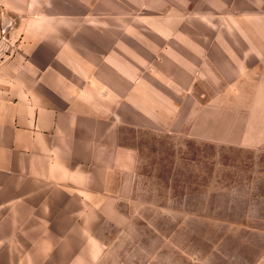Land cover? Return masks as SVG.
<instances>
[{
    "label": "crops",
    "instance_id": "crops-1",
    "mask_svg": "<svg viewBox=\"0 0 264 264\" xmlns=\"http://www.w3.org/2000/svg\"><path fill=\"white\" fill-rule=\"evenodd\" d=\"M0 7V264L100 262L139 203L132 132L264 156V0Z\"/></svg>",
    "mask_w": 264,
    "mask_h": 264
},
{
    "label": "rangeland",
    "instance_id": "rangeland-1",
    "mask_svg": "<svg viewBox=\"0 0 264 264\" xmlns=\"http://www.w3.org/2000/svg\"><path fill=\"white\" fill-rule=\"evenodd\" d=\"M127 140L140 149L139 203L125 227H100L95 264H254L264 254V184L249 183L264 156L148 133Z\"/></svg>",
    "mask_w": 264,
    "mask_h": 264
}]
</instances>
